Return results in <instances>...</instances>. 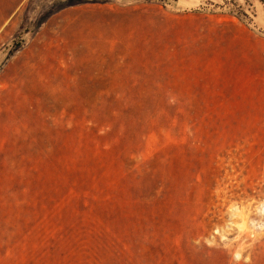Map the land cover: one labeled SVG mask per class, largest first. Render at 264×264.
<instances>
[{
    "label": "rangeland",
    "instance_id": "374dc122",
    "mask_svg": "<svg viewBox=\"0 0 264 264\" xmlns=\"http://www.w3.org/2000/svg\"><path fill=\"white\" fill-rule=\"evenodd\" d=\"M0 0V264H264V0Z\"/></svg>",
    "mask_w": 264,
    "mask_h": 264
},
{
    "label": "trees",
    "instance_id": "16d2710c",
    "mask_svg": "<svg viewBox=\"0 0 264 264\" xmlns=\"http://www.w3.org/2000/svg\"><path fill=\"white\" fill-rule=\"evenodd\" d=\"M89 0H65L63 1L59 6H57L56 8H52L49 11H47L39 20L37 27H40L51 15H53L55 12L69 7V6H73V5H78V4H83V3H87Z\"/></svg>",
    "mask_w": 264,
    "mask_h": 264
}]
</instances>
